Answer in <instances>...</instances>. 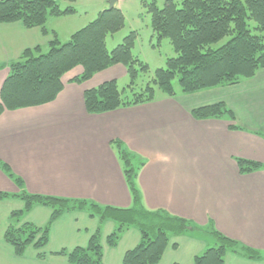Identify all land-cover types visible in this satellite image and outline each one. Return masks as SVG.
Instances as JSON below:
<instances>
[{
  "label": "crops",
  "instance_id": "1",
  "mask_svg": "<svg viewBox=\"0 0 264 264\" xmlns=\"http://www.w3.org/2000/svg\"><path fill=\"white\" fill-rule=\"evenodd\" d=\"M108 1H103L106 9ZM66 16L49 17L48 34L22 22L0 23V64L18 60L27 49L49 48L53 33H60L55 18ZM8 72L0 70V92ZM82 72L79 65L62 77L63 90L54 101L0 115V192L19 191L1 167L5 164L30 193L127 208L132 197L113 145L119 140L139 165L136 184L145 207L204 229L173 236L158 264H195L196 256L216 245L213 229L264 256V167L244 172L238 163L264 165V68L237 84L179 92L101 114L87 111L85 91L127 76V69L116 64L82 83L73 81ZM217 103L225 104L235 118L197 119L192 114ZM23 206L17 197L0 200V264H71L57 253L86 246L98 226L106 264H122L126 252L140 241L139 230L130 227L116 246L108 245L117 224L74 211L52 224L45 257L33 246L18 256L5 233L12 212ZM51 214L49 207L36 205L22 223L45 226ZM225 264H264V258L228 252Z\"/></svg>",
  "mask_w": 264,
  "mask_h": 264
},
{
  "label": "trees",
  "instance_id": "2",
  "mask_svg": "<svg viewBox=\"0 0 264 264\" xmlns=\"http://www.w3.org/2000/svg\"><path fill=\"white\" fill-rule=\"evenodd\" d=\"M64 1L73 3L76 0ZM75 11L72 6L63 8L59 0H0V23L22 22L28 28L40 27L48 34L49 17L66 16ZM123 18L118 7L105 10L76 31L68 42L61 43L53 33L46 53L41 47L27 49L18 60L8 65L0 64V70L9 69L0 92V115L5 110L54 101L63 90L62 77L78 65L83 67V72L73 79L77 83L116 64L126 67L130 79L122 90L116 80L86 90L85 106L91 114L152 102L156 99L155 87L167 96H175L178 92L194 93L237 84L254 77L264 68V0H182L180 6L173 0H166L161 8L152 4V26L158 40H169L176 56L168 58L166 67L154 72L153 86L150 84L144 91L135 92L133 86L139 74L148 70V65L133 55L135 34L126 37L112 50L107 48V36L119 31L124 24ZM174 81H177L179 91ZM127 88L134 90L129 98L125 97ZM192 114L197 119L223 115L235 118L223 103L196 108ZM113 145L132 197V204L127 208L104 206L87 199L30 193L25 189L23 179L1 164L19 191L15 194L0 192V200L17 197L24 203L21 210L12 212L11 224L5 233V240L18 256L33 246L39 251V257H45L52 224L63 214L74 211H85L98 218L100 223L114 221L117 227L108 236L111 246L117 245L126 229L139 230L140 241L126 252L122 264H158L173 236L204 230L165 210L147 209L136 184L139 165L135 164L134 155L119 140L113 141ZM238 163L244 172L264 167L250 160H239ZM36 205L52 210L45 226L22 223L24 216ZM210 234L216 245L196 256L195 264H225L228 252L252 260L264 258L259 250L217 230L213 229ZM101 238L98 226L86 246L61 250L57 254L67 256L71 264H106Z\"/></svg>",
  "mask_w": 264,
  "mask_h": 264
},
{
  "label": "rangeland",
  "instance_id": "3",
  "mask_svg": "<svg viewBox=\"0 0 264 264\" xmlns=\"http://www.w3.org/2000/svg\"><path fill=\"white\" fill-rule=\"evenodd\" d=\"M103 1L104 0H76L73 3H69L64 0H59L60 5L63 8L66 6H72L76 10L74 14L67 15V18H55L57 23L56 26L60 32L59 36H57L59 41L61 43L68 42L76 31L97 19L100 13L106 10ZM165 1L166 0H121L119 2V9L123 14L124 24L119 31L107 36V48L108 50H112L117 45L121 44L126 37L132 33L135 34L133 55L148 65L147 72H141L136 84L133 86L135 92L144 91L146 86H149L152 83L154 72L158 68L166 67L168 58L176 56L169 40L165 38L158 40L152 26V4H156L161 8L164 6ZM173 1L179 6L182 3V0ZM226 40L227 39L224 41ZM47 51L48 48L43 49V53H46ZM129 81L128 74L127 76L119 77L117 80L119 88L121 90L122 88H125ZM151 85L153 86V84ZM174 85L176 90L179 91L177 81H174ZM155 88V100H163L167 97L164 92L157 89V87ZM133 91L134 90L127 88L125 97H131Z\"/></svg>",
  "mask_w": 264,
  "mask_h": 264
},
{
  "label": "water",
  "instance_id": "4",
  "mask_svg": "<svg viewBox=\"0 0 264 264\" xmlns=\"http://www.w3.org/2000/svg\"><path fill=\"white\" fill-rule=\"evenodd\" d=\"M119 0H109L107 10H112L118 3Z\"/></svg>",
  "mask_w": 264,
  "mask_h": 264
}]
</instances>
